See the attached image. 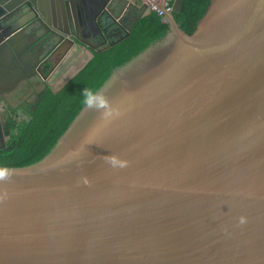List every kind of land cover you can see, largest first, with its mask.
Here are the masks:
<instances>
[{"label":"water","instance_id":"95a60500","mask_svg":"<svg viewBox=\"0 0 264 264\" xmlns=\"http://www.w3.org/2000/svg\"><path fill=\"white\" fill-rule=\"evenodd\" d=\"M183 1L161 7L167 33L112 71L42 159L0 166V264H264V0H211L191 35L175 18ZM60 2L38 21L89 56L55 94L151 12ZM130 8L110 42L113 12ZM97 29L100 44L80 36ZM9 55L1 89L33 70ZM8 139L0 125V149Z\"/></svg>","mask_w":264,"mask_h":264},{"label":"trees","instance_id":"16d2710c","mask_svg":"<svg viewBox=\"0 0 264 264\" xmlns=\"http://www.w3.org/2000/svg\"><path fill=\"white\" fill-rule=\"evenodd\" d=\"M210 3L211 0H184L181 10L175 12L182 30L193 34ZM132 17L133 13L127 19L128 25ZM168 30L166 17L151 11L138 20L126 39L95 51L90 63L61 92H43L36 109L25 120L17 124L15 118H9L4 127L9 139L0 149V166L22 167L42 159L112 71L161 39Z\"/></svg>","mask_w":264,"mask_h":264},{"label":"flooded vegetation","instance_id":"af4514ba","mask_svg":"<svg viewBox=\"0 0 264 264\" xmlns=\"http://www.w3.org/2000/svg\"><path fill=\"white\" fill-rule=\"evenodd\" d=\"M36 4L37 17L33 14L30 0H0V48L5 51L8 58L10 52L14 59L26 61L30 56L29 63L33 64V70L18 84L7 89L0 88V125L3 128L4 137L7 138L9 136L5 134L4 127L8 119L15 118L17 124L23 119L25 120L36 109L35 107L32 110V107L37 106L40 102L41 94L47 90L53 92V88L62 77L89 56L88 46L81 45L72 37L70 39L63 38L56 29H50L38 21L40 14L47 13L53 7L58 9L61 4L60 0H42L41 3L37 1ZM53 4L55 5L52 6ZM113 13L115 23L106 34L110 42L116 41L125 34V29L128 26L127 19L131 13L134 18L135 11L130 8L125 14L120 11ZM57 27L66 32L72 31V27L64 22H58ZM98 32L100 29L96 30V35L90 40H87L82 34L80 36L88 41V45L100 44L105 39ZM42 38L44 40L39 45L38 40L40 41ZM59 41H61L60 45L58 44L57 49L53 51V47ZM29 44L33 46L32 48L30 45L32 49L29 47L31 51L25 49Z\"/></svg>","mask_w":264,"mask_h":264},{"label":"built area","instance_id":"2783aa9c","mask_svg":"<svg viewBox=\"0 0 264 264\" xmlns=\"http://www.w3.org/2000/svg\"><path fill=\"white\" fill-rule=\"evenodd\" d=\"M142 3H147L150 11H156L160 16L161 7H163L168 12L172 11L174 0H140Z\"/></svg>","mask_w":264,"mask_h":264},{"label":"crops","instance_id":"0c3cea01","mask_svg":"<svg viewBox=\"0 0 264 264\" xmlns=\"http://www.w3.org/2000/svg\"><path fill=\"white\" fill-rule=\"evenodd\" d=\"M131 3H133L134 5H136L137 7H140V6H142V2L140 1V0H129ZM133 11H135L136 12V10L135 9H133Z\"/></svg>","mask_w":264,"mask_h":264}]
</instances>
